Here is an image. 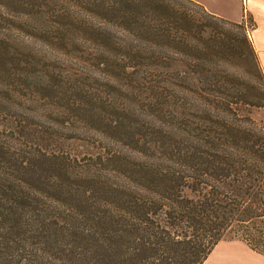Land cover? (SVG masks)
Segmentation results:
<instances>
[{
    "label": "trees",
    "instance_id": "1",
    "mask_svg": "<svg viewBox=\"0 0 264 264\" xmlns=\"http://www.w3.org/2000/svg\"><path fill=\"white\" fill-rule=\"evenodd\" d=\"M1 20L146 104L82 165L44 149L0 163V264H203L227 235L264 256V125L248 113L264 73L243 21L194 0H0ZM232 66L257 79L248 93Z\"/></svg>",
    "mask_w": 264,
    "mask_h": 264
},
{
    "label": "rangeland",
    "instance_id": "2",
    "mask_svg": "<svg viewBox=\"0 0 264 264\" xmlns=\"http://www.w3.org/2000/svg\"><path fill=\"white\" fill-rule=\"evenodd\" d=\"M244 24L252 40V22ZM252 44L254 46L253 41ZM255 53L264 73V52L255 49ZM97 62L94 58L63 53L62 47L53 48L33 41L1 20L0 139L9 151L0 155V159H5L0 163H7L12 170L16 168L13 157L20 158L28 151L44 149L70 160L76 159L82 165L88 155L104 149L103 136L118 137L108 123L118 118L122 120L124 116L132 119L123 110L146 103L140 102L141 97L137 103L126 87L113 80L115 75L103 73ZM225 78L229 88L236 87L242 93H248L257 81L235 66L227 68ZM80 88L91 93L92 101L82 97ZM132 99L136 103L131 102ZM261 102L264 103V98ZM2 104L11 107L10 114L14 113L15 118L3 113ZM248 111L256 123L264 125V108L251 107ZM203 264H264V256L227 235Z\"/></svg>",
    "mask_w": 264,
    "mask_h": 264
},
{
    "label": "crops",
    "instance_id": "3",
    "mask_svg": "<svg viewBox=\"0 0 264 264\" xmlns=\"http://www.w3.org/2000/svg\"><path fill=\"white\" fill-rule=\"evenodd\" d=\"M215 15L234 22L251 21L256 51L264 52V0H194ZM249 19V20H248Z\"/></svg>",
    "mask_w": 264,
    "mask_h": 264
}]
</instances>
